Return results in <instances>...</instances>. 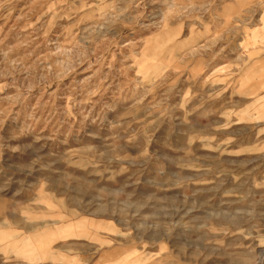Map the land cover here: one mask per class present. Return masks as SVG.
I'll return each mask as SVG.
<instances>
[{
  "label": "rangeland",
  "instance_id": "rangeland-1",
  "mask_svg": "<svg viewBox=\"0 0 264 264\" xmlns=\"http://www.w3.org/2000/svg\"><path fill=\"white\" fill-rule=\"evenodd\" d=\"M0 264H264V0H0Z\"/></svg>",
  "mask_w": 264,
  "mask_h": 264
}]
</instances>
